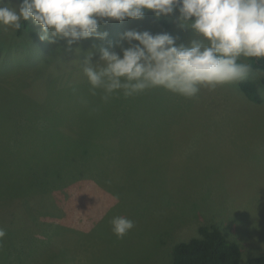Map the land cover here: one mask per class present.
<instances>
[{"label":"rangeland","instance_id":"374dc122","mask_svg":"<svg viewBox=\"0 0 264 264\" xmlns=\"http://www.w3.org/2000/svg\"><path fill=\"white\" fill-rule=\"evenodd\" d=\"M166 18L170 28L151 11L138 20H102L106 39L88 38L71 48L65 40L41 41L31 22L22 36L0 28V227L3 221H13L14 231L21 227L20 242L6 235V248L5 237L1 240L0 264H171L177 244L200 237L199 228L211 225L239 245L243 264L264 256V102H250L237 84L201 88L194 98L163 88L123 96L139 115L132 122L127 116L116 121L122 134L110 141L106 156L115 157L112 165L121 173L128 172V184L121 187L119 170L110 173L112 165L106 166L97 185L75 184L81 190L71 205L67 175L52 171L45 158L51 132L80 137L74 131L79 126L59 119L63 106L43 137L32 135L25 145L26 139L15 136L18 129L11 138L6 135L28 123L34 108H56L53 92L64 83L72 82L69 92L84 95L85 105H108L101 90L90 94L81 62L89 52L91 62H99L102 48L122 54L131 46L121 39L129 30L168 33L187 46L194 34L181 26L178 12ZM260 79L250 80L260 85ZM260 92L264 98L261 85ZM12 144H22L24 153ZM62 152L63 158L65 147ZM96 171L89 166L86 174L91 178ZM16 189H28L29 198ZM116 216L134 222L122 239L112 232Z\"/></svg>","mask_w":264,"mask_h":264},{"label":"clouds","instance_id":"9594fccd","mask_svg":"<svg viewBox=\"0 0 264 264\" xmlns=\"http://www.w3.org/2000/svg\"><path fill=\"white\" fill-rule=\"evenodd\" d=\"M146 11L157 18L178 11L181 26L194 38L185 46L177 45L168 33L129 30L121 39L131 46L122 54L102 48L99 62L93 64L89 52L81 62L83 75L91 95L102 91V102L121 93L134 97L151 88L194 98L201 88L212 91L264 77V69H254L251 63L264 60V0H18L17 4L0 0V28L19 32L31 22L38 26L41 41L65 40L71 48L88 38L106 39L108 33L100 30L102 20H138ZM110 223L121 239L134 228L124 216L113 217ZM5 236L0 228V240Z\"/></svg>","mask_w":264,"mask_h":264},{"label":"trees","instance_id":"16d2710c","mask_svg":"<svg viewBox=\"0 0 264 264\" xmlns=\"http://www.w3.org/2000/svg\"><path fill=\"white\" fill-rule=\"evenodd\" d=\"M159 23L165 28H170L169 19L166 17H160ZM27 27L26 24L25 27L19 31L20 36L23 35V31ZM35 37L36 36L33 34V38ZM33 42L38 43L37 41ZM251 63L254 69L257 67L264 69V60L260 61L253 59ZM71 83L72 82L64 83L60 88L54 89L53 100L55 99L54 105L57 106L56 108L53 110H50L49 108L43 110L34 108L28 123H25L16 129H7L6 131V135L11 138L13 132L18 129L15 136H20V138L26 139L22 144L27 145L28 140L32 135L44 136L49 125L59 118L61 112L60 106H63L64 115L59 119L62 121L71 120L74 126H79L74 129V131L79 133L80 137L75 139L73 138L74 133L72 137V133L66 131V136L60 138L57 133L51 132L49 135L50 139H47L48 142H46L45 145V150L47 151L45 158L52 171L55 173L58 172L60 175H67L68 185L66 186V191L69 197L72 195L71 200L69 199L68 202L70 205L73 198L81 190V188L78 189L75 184L89 181L97 185V178L100 176L101 172H106L109 169L104 167H110L112 165V158L115 157L106 156L108 152V144L114 136H120L122 134V125L116 123V121H121L127 116L129 122H132L139 115L137 110L128 107L122 94L114 95L108 102V105L96 104V107H89L83 102L85 101L84 95H75L69 92ZM260 85L264 88V77H261ZM260 85L256 81L250 79L237 83V86L243 92L245 97L255 104H262L264 102V98L260 92ZM38 103L40 102H34L35 105ZM86 128L89 129V132ZM22 144H12V147L22 154L24 153L21 147ZM50 146L52 147V150ZM63 147L66 149V155L62 158ZM53 155L62 158V161H52V158L49 156ZM116 157H118V155ZM108 159L109 162H107ZM81 165H84L85 167L84 172L81 171ZM89 166L93 167L94 171L97 170L96 174L94 173L91 178L86 174L89 171ZM4 168L6 169L8 174L7 177L10 180L12 176L10 177L8 166L6 165ZM29 168V166L24 167L27 171H30ZM117 170L121 173V170L117 166L112 165L110 173ZM127 174L128 172L126 171L122 172L120 175L119 185L121 187L126 188L123 183L128 184ZM30 175H32L31 172L28 173V176ZM115 182L112 183L115 184ZM88 183L87 185H89ZM14 188H17V186L15 185ZM14 191L20 193L19 197L25 196V198H29L28 196H30L28 194V189H16ZM10 192L11 191H6V196L15 195L10 194ZM9 224L13 225L14 222L3 221L4 227L2 229L5 230L6 235H8L9 238L16 237L20 242L21 240L18 236L21 235L18 234V231H20L21 227L18 231H14L12 227H9ZM0 226H2L1 222ZM199 235L200 237L198 238L179 243L174 247L171 264H243L241 262L242 251L239 245L235 242L229 241L217 226H202L199 228ZM8 236H5L4 239L6 240ZM7 246H10L8 239L6 240L5 246L3 245L2 247L8 248ZM244 264H264V256L257 255L249 257Z\"/></svg>","mask_w":264,"mask_h":264}]
</instances>
